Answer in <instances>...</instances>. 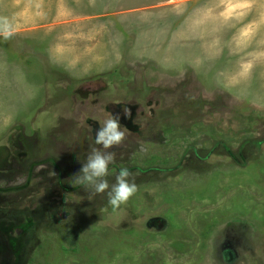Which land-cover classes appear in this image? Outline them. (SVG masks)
I'll return each mask as SVG.
<instances>
[{
  "label": "rangeland",
  "instance_id": "rangeland-1",
  "mask_svg": "<svg viewBox=\"0 0 264 264\" xmlns=\"http://www.w3.org/2000/svg\"><path fill=\"white\" fill-rule=\"evenodd\" d=\"M162 1L0 0V264H264V0ZM111 115L117 211L71 179Z\"/></svg>",
  "mask_w": 264,
  "mask_h": 264
},
{
  "label": "clouds",
  "instance_id": "clouds-1",
  "mask_svg": "<svg viewBox=\"0 0 264 264\" xmlns=\"http://www.w3.org/2000/svg\"><path fill=\"white\" fill-rule=\"evenodd\" d=\"M247 0H241L236 7H247ZM234 10V9H230ZM14 31L7 18H0V35L9 38ZM128 114H126L127 116ZM127 129L120 123L119 115L106 119L95 133V144L101 147L90 148L86 160L77 174L71 179L87 190L89 200L97 195H104L107 204L117 211L137 193L138 186L129 178L132 173L128 168H121L114 183H109V165L114 164L116 153L108 151L122 145L127 139Z\"/></svg>",
  "mask_w": 264,
  "mask_h": 264
},
{
  "label": "crops",
  "instance_id": "crops-1",
  "mask_svg": "<svg viewBox=\"0 0 264 264\" xmlns=\"http://www.w3.org/2000/svg\"><path fill=\"white\" fill-rule=\"evenodd\" d=\"M181 1L186 2V1H195L193 7L197 5V8H201L197 10L195 15L197 16V21L200 23V26L203 27L204 29L207 27L210 28V23L213 20V17L209 12L204 11L206 8H211L214 5L209 1L207 3H203L206 0H163L162 2H159L157 4H153L151 6H157V5H169L170 3H181ZM198 2V3H197ZM149 5V4H148Z\"/></svg>",
  "mask_w": 264,
  "mask_h": 264
}]
</instances>
